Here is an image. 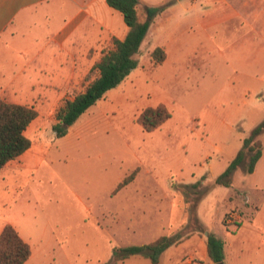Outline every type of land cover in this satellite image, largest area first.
I'll return each mask as SVG.
<instances>
[{"label": "rangeland", "instance_id": "374dc122", "mask_svg": "<svg viewBox=\"0 0 264 264\" xmlns=\"http://www.w3.org/2000/svg\"><path fill=\"white\" fill-rule=\"evenodd\" d=\"M155 49L151 42L142 49L139 68L148 72L139 70L138 75L144 74L134 78V90L111 103L112 109H100L103 115L97 109L91 111L109 104L106 95L66 137L57 138L53 131L56 114L65 100L86 88L91 70L80 90L69 93L54 114L31 127V139L49 149L40 169L8 188L0 179V226L13 222L24 236L35 240V264H110L114 247L141 246L183 230L191 236L199 228L206 232L211 225L223 237L235 229L225 223L229 195L227 202H235L230 211L239 214L247 206V194L253 202L260 201L261 194L253 191L254 177L243 168L235 172L231 188L217 186L215 180L264 120V88L240 79L232 67L223 72L220 67L204 65L206 50L190 55L195 66L186 59L182 65L173 62L161 72L159 68L154 71L158 67L153 60ZM161 105L168 108L171 118L156 131L145 132L138 121L141 113ZM259 139L264 152V135ZM138 161L158 171L165 163L182 161L186 175L194 172L198 176L195 183L201 181V186L196 192L204 196L197 200L192 189L180 185L181 180L160 174L152 185L166 189L172 182L179 183L172 186L174 197L167 191L144 193L153 176H144L136 185L117 192L124 171ZM141 171L136 166L126 177L136 179ZM162 215H169L172 223L162 220ZM139 257L124 264H150Z\"/></svg>", "mask_w": 264, "mask_h": 264}, {"label": "crops", "instance_id": "0c3cea01", "mask_svg": "<svg viewBox=\"0 0 264 264\" xmlns=\"http://www.w3.org/2000/svg\"><path fill=\"white\" fill-rule=\"evenodd\" d=\"M141 3L166 6L152 24L141 48L142 51L151 42L152 48L165 50V62L154 71L159 68L161 72L165 65L173 62L182 65L186 59L195 66V58L190 55L206 50L208 57L203 60L204 65L220 67L223 72L234 69L233 73L240 79L256 83L260 90L264 88V0H141ZM128 31L123 15L110 7L107 0H0V99L37 110L38 118L27 130L30 139L31 127L36 122L39 125L44 116L54 114L69 93L80 90L103 51L111 46V41L123 40ZM139 70L148 72L138 68L117 89L108 92L106 103L109 104L97 105L91 111L97 109V113L103 115L100 109H112L111 103L118 102L125 92L136 88L134 78H141L144 74L138 75ZM45 146L32 140L31 149L5 167L0 179L6 182L7 188L24 179L25 174L40 169V162L49 151ZM136 166L142 167L141 174L126 187L136 185L144 176H153L154 179H148L149 185H146L149 189L143 190L147 194L167 191L174 197L172 186L191 185L198 178L194 172L191 176L185 174L182 161L165 163L159 171L138 161L124 171L116 185ZM263 171L264 152L254 173L250 174L254 177L253 191L261 194L260 201L253 202L249 194L245 196L249 205L247 203L240 214V221L226 226L235 227L234 230H227L222 237L212 230L211 225L204 235L197 232L165 251L160 264H214L208 253L209 234L224 242L225 264H264ZM159 174L183 183L172 182L166 189L158 183L152 185ZM229 196L225 199L226 205L234 210L235 202H227ZM200 207L201 204L199 212ZM198 215L204 225L200 213ZM162 218L172 223L169 215H162ZM7 225L15 227L31 246L32 255L26 264H35V240L24 236L13 222L0 226V234Z\"/></svg>", "mask_w": 264, "mask_h": 264}, {"label": "trees", "instance_id": "16d2710c", "mask_svg": "<svg viewBox=\"0 0 264 264\" xmlns=\"http://www.w3.org/2000/svg\"><path fill=\"white\" fill-rule=\"evenodd\" d=\"M107 3L123 15L129 27L128 34L123 40H112V46L102 53L101 58L86 78L88 82L86 88L73 98L65 100L59 108L56 123L53 125L57 138L66 137L71 127L90 108L101 101L109 91L119 87L139 68L142 45L155 19L166 9L165 5H142L141 0H107ZM166 58L167 54L164 49L159 47L154 50L155 66L162 65ZM38 115L34 107L13 104L0 99V174L10 162L17 160L31 149L32 140L27 136V130ZM170 118L171 113L168 108L161 105L144 110L138 121L145 132L151 133L162 127ZM262 135H264V120L244 139L236 158L216 178L215 185L231 188L234 174L240 168H243L247 174L254 173L257 163L263 156V143L259 139ZM134 179V175L126 177L118 185L117 192ZM200 186L201 181L183 185L184 188L194 191V194L198 196L197 200L204 196L200 191L196 192ZM193 220L197 221L195 215ZM183 231L172 236H162L141 246L114 247L110 264H119L135 256L148 259L151 264H160V258L165 251L179 245L190 236V234L185 235ZM196 231L205 232L200 228ZM207 244L211 261L214 264H225L224 242L214 234H209ZM31 255V246L23 240L17 229L12 225L5 226L0 234V264H26Z\"/></svg>", "mask_w": 264, "mask_h": 264}, {"label": "built area", "instance_id": "2783aa9c", "mask_svg": "<svg viewBox=\"0 0 264 264\" xmlns=\"http://www.w3.org/2000/svg\"><path fill=\"white\" fill-rule=\"evenodd\" d=\"M241 219V215L236 211H230L225 217L226 226L236 225Z\"/></svg>", "mask_w": 264, "mask_h": 264}, {"label": "water", "instance_id": "95a60500", "mask_svg": "<svg viewBox=\"0 0 264 264\" xmlns=\"http://www.w3.org/2000/svg\"><path fill=\"white\" fill-rule=\"evenodd\" d=\"M206 235H208V234H206Z\"/></svg>", "mask_w": 264, "mask_h": 264}]
</instances>
